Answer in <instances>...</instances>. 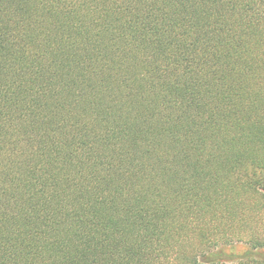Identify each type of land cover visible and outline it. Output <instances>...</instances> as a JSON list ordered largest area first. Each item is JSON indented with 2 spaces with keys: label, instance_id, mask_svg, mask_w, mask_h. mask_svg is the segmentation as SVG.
<instances>
[{
  "label": "trees",
  "instance_id": "1",
  "mask_svg": "<svg viewBox=\"0 0 264 264\" xmlns=\"http://www.w3.org/2000/svg\"><path fill=\"white\" fill-rule=\"evenodd\" d=\"M0 264H264V0H0Z\"/></svg>",
  "mask_w": 264,
  "mask_h": 264
},
{
  "label": "rangeland",
  "instance_id": "2",
  "mask_svg": "<svg viewBox=\"0 0 264 264\" xmlns=\"http://www.w3.org/2000/svg\"><path fill=\"white\" fill-rule=\"evenodd\" d=\"M244 250L243 246H237V249H235V252H242Z\"/></svg>",
  "mask_w": 264,
  "mask_h": 264
}]
</instances>
